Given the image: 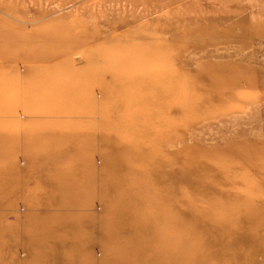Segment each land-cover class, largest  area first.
I'll use <instances>...</instances> for the list:
<instances>
[{"label":"rangeland","instance_id":"1","mask_svg":"<svg viewBox=\"0 0 264 264\" xmlns=\"http://www.w3.org/2000/svg\"><path fill=\"white\" fill-rule=\"evenodd\" d=\"M169 236L264 264V0H0V264H168Z\"/></svg>","mask_w":264,"mask_h":264},{"label":"bare ground","instance_id":"2","mask_svg":"<svg viewBox=\"0 0 264 264\" xmlns=\"http://www.w3.org/2000/svg\"><path fill=\"white\" fill-rule=\"evenodd\" d=\"M127 85V84H126ZM125 85V86H126ZM178 86H180V85H178ZM126 105V104H125ZM119 152H123V154H129V155H133V156H136L137 158H144V157H146V156H144L145 155V152L144 151H142V150H140V149H135V148H130V147H124V148H122V149H119ZM121 154V153H120ZM113 157H115V156H113ZM117 164V163H116ZM113 167V166H112ZM115 176V175H114ZM113 176V177H114ZM110 179H111V177H110ZM118 181V180H117ZM123 182V181H122ZM122 185V184H121ZM118 186H120V184L118 185ZM241 196V195H240ZM243 197H245V195H242ZM241 196V197H242ZM247 198V197H246ZM245 198V199H246ZM237 201V200H236ZM247 202H248V200H247ZM246 202V203H247ZM124 221V220H123ZM137 223V222H136ZM140 224H142V223H140ZM147 224V223H146ZM144 225V224H143ZM145 228V226L143 227V229ZM154 233H155V231H154ZM170 233V231H168V234ZM149 236V235H147V233L146 232H144L143 231V233H141V235L140 236ZM154 235V234H153ZM142 246V245H141ZM175 246H176V243H175V239L174 238H172V236H169L168 237V264H183L182 263V260H178L177 259V256H182L183 255V250L181 251V254H178V253H176V251H175ZM143 247V246H142ZM181 247V246H180ZM144 248H146V249H144L145 251L147 250V248L150 250V248H151V250H152V247H150V245H148V246H144ZM142 249V248H141ZM179 249V248H178ZM183 249V248H182ZM150 250V251H151ZM144 251V252H145ZM144 255H145V253H144ZM150 255H152V254H150ZM142 257V256H141ZM145 257H147V254H146V256ZM148 259V258H147ZM154 259H156V255L154 256ZM146 260V259H145ZM147 261V260H146ZM148 261H149V259H148ZM147 261V262H148ZM152 261V260H151ZM155 261V260H154Z\"/></svg>","mask_w":264,"mask_h":264}]
</instances>
